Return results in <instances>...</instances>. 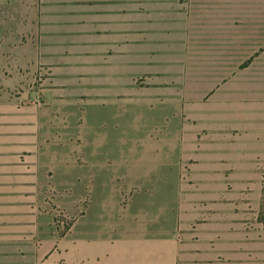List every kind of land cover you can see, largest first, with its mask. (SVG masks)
<instances>
[{
	"label": "rangeland",
	"instance_id": "rangeland-1",
	"mask_svg": "<svg viewBox=\"0 0 264 264\" xmlns=\"http://www.w3.org/2000/svg\"><path fill=\"white\" fill-rule=\"evenodd\" d=\"M32 4L0 0V111L35 116L40 199L56 239V256L36 264H69L61 246L74 235L77 171L66 163L75 160L67 144L75 143L88 108L79 81L93 71L111 76L128 69L108 59V49L119 38L127 42L129 29L113 35L118 19L102 12H131L132 100H120L132 112L131 171L156 173L164 150L169 160L159 172L165 185L158 198L176 185L189 209L182 230L173 232L174 264H264V0ZM84 46L98 50L99 67L82 64ZM146 54L158 55L159 65L142 64ZM123 112L110 109L104 117L113 122ZM50 142L57 145L46 152ZM139 195L132 181L123 209ZM82 204L87 199L78 201L79 214Z\"/></svg>",
	"mask_w": 264,
	"mask_h": 264
},
{
	"label": "crops",
	"instance_id": "crops-1",
	"mask_svg": "<svg viewBox=\"0 0 264 264\" xmlns=\"http://www.w3.org/2000/svg\"><path fill=\"white\" fill-rule=\"evenodd\" d=\"M30 1L31 4L35 2ZM32 9L35 10V3ZM102 13L118 19L119 29L112 31L113 35L126 34V27L129 29L127 42L124 39L122 43L119 38V45L108 49V59L128 69L111 76L93 71L79 81L80 99L88 108L84 109L83 123L75 128V143L67 144L75 160L66 162L76 163L77 217L74 235L72 232L65 236L66 244L61 249L66 247L63 252L69 264H174L173 232L181 226L189 209L182 204V195L176 185L169 193L160 195L164 200L158 198L165 185V176L159 172L169 160L164 150L160 161L156 162L160 163L156 173L133 174L131 171L134 151L129 140L132 112L120 104L122 99L132 100L131 12ZM142 25L147 27L148 21H142ZM103 34L111 35V31ZM95 41L98 49L100 40ZM108 43L111 40L108 39ZM157 57L150 60L146 54L142 64L151 65L148 61H153L159 65ZM81 59L84 66H100L98 50L84 46ZM116 108H123V116L110 122L104 116ZM7 111H0V264H36L37 260H51L56 256V239L50 222L45 220L40 199V147L37 145L35 116L30 112L25 116L15 109L19 115L16 117L17 114L9 115ZM162 144L164 148L163 140ZM55 145L50 142L44 150L48 152ZM156 168L154 165L152 171ZM132 181L137 183L140 195L132 196V205L123 209L121 201L125 195H130ZM151 182L158 187L153 188ZM166 195H170L169 198ZM85 199L87 204L85 207L82 204L79 214L77 203Z\"/></svg>",
	"mask_w": 264,
	"mask_h": 264
}]
</instances>
